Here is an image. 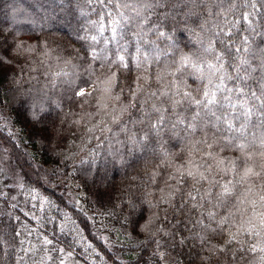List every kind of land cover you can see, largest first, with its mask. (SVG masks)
I'll list each match as a JSON object with an SVG mask.
<instances>
[{
  "label": "trees",
  "instance_id": "1",
  "mask_svg": "<svg viewBox=\"0 0 264 264\" xmlns=\"http://www.w3.org/2000/svg\"><path fill=\"white\" fill-rule=\"evenodd\" d=\"M119 2L137 4L141 0ZM149 2L155 3L156 0ZM159 2L165 6L150 10L147 13L149 21L144 23L143 28L147 31L158 24L167 38H158L155 32H148L147 38L152 43L142 45L141 56L150 53L153 47L168 51L169 55H162L159 62L146 65L152 89L157 87V72L163 71L165 63L172 61L173 52L176 58L181 52H202L201 41L206 45L212 33L204 32L201 24L207 21L205 26L212 31H217L213 26L219 24L228 31L231 23L224 21L239 19L238 13L217 15L220 9L214 7L222 3L227 8L232 0ZM187 5L192 8L188 13L185 12ZM121 11L135 17L131 8ZM109 13L116 15L114 8H102L99 0H91L90 3L89 0H0V117L7 118V126L0 118V144L23 180L11 204L8 203L10 193H0V264H37L40 260L42 248L35 255L22 250L31 245L41 247L37 243L39 238L36 233L28 235L26 231L37 228V220L30 219L33 215L43 218V227L39 228V232H46L58 247H65L66 242H71V249L65 247V252L71 251L72 256L84 264H264V251H260L264 247V232L261 237L242 234L239 239L247 243L243 245L245 251L239 253L235 252L239 247L235 243L228 246L224 253L210 254L208 251L210 245L225 246L227 226L219 236L208 233V243L204 245L197 236L205 234L203 225L197 223L198 219L216 227L207 218L208 210L216 211L217 219L232 212L235 214L234 223L243 221L246 227L253 226L260 231L259 214L264 212V202H261L260 196L264 195V182L255 177L237 184L234 195L224 208L212 209L204 201L203 208L189 210V202L180 213L173 214L170 209L167 220L164 219L165 213L160 211V220L155 227L163 228L170 235L160 233L153 237L149 232L139 230L138 225L158 211L150 207L149 202L155 204L161 191L168 192L171 189L167 185L175 184L174 180L169 179L170 175L176 174L175 168L182 165L191 167L186 163L191 145L183 139V131L176 132L178 135L172 133L175 130L171 128V121L158 136L150 135L143 145L135 146L128 143L125 134L120 133L119 127L112 123L113 116L120 115V108L131 102L129 85L142 72H138L134 64L131 72L111 65V71L118 77L112 95H119L120 99H108L103 95L102 82L110 73L109 65L107 61H102L101 55H106L110 61L124 46L128 50L124 53L126 59L130 60L137 46L133 33L140 30L139 18H136L118 29L115 41H112L110 29L97 34L90 22L103 15L107 25ZM256 20V32L248 30L242 20L233 31L248 35L252 48L259 50L264 48V28L258 26L262 22L260 18ZM92 35L97 36L96 41L91 39ZM17 45L24 48L35 46L36 51L17 55ZM44 52L48 55H43ZM94 54L96 60L92 59ZM225 59L227 71L233 72L232 61L227 57ZM185 79L192 89L199 84L191 76ZM233 83L229 82V87ZM249 84L255 87L254 82L250 81ZM76 87L91 95L83 99L74 96L73 89ZM40 90L44 91L39 93ZM58 101H62L59 111L50 109L41 115L50 105L57 106ZM139 116V108H132L123 115L122 123L139 131L140 126L131 123ZM105 128L112 131H104ZM252 132L259 135L256 128L249 129L250 136ZM200 135L197 133V138ZM197 148L199 151L193 150L191 157L194 164H203L205 168L209 164L214 166V161L203 156L207 149L203 145H197ZM164 152L169 154L175 167L165 161ZM220 155L236 159L239 153L225 151ZM256 159L259 162V158ZM104 161L113 162V165L104 168ZM49 178L51 183L48 182ZM216 179L224 182L219 175ZM226 179L233 177L229 175ZM180 186L186 193L192 190L193 181L186 178ZM197 187L203 192L209 185L201 182ZM249 188L251 191H248ZM5 189L9 190L7 187ZM59 190L73 191L80 202L79 206L69 202L64 191L59 193ZM217 190L212 188V203H215ZM98 193H102V197ZM41 199L50 200L54 206L44 204L41 210ZM180 202L178 196L175 203L178 205ZM25 212L29 215L25 216ZM49 217L50 223L46 222ZM62 225L63 232L60 231ZM17 231L21 233L20 236L15 235ZM77 231L79 237L76 236ZM231 231L235 232L236 228L232 227ZM220 232L217 229V233ZM181 239L184 240L183 244L180 243ZM157 241L161 245L159 249ZM250 245H255L257 250H248ZM157 251L165 252L166 258L161 260L154 255ZM52 255L56 257L55 264H58L60 253Z\"/></svg>",
  "mask_w": 264,
  "mask_h": 264
},
{
  "label": "snow or ice",
  "instance_id": "2",
  "mask_svg": "<svg viewBox=\"0 0 264 264\" xmlns=\"http://www.w3.org/2000/svg\"><path fill=\"white\" fill-rule=\"evenodd\" d=\"M90 2L91 0H89ZM99 2L102 8H114L116 15L113 16L109 13L107 25L104 23L105 17L103 15L98 20L90 23L96 29L97 34H102L106 29H110L113 33L112 41L116 40L119 28L139 18L138 27L140 30L133 33L137 41L135 55L130 60L126 59L124 53H127L128 50L126 47L121 46L120 52L115 55L114 59L108 61L106 55L102 57V61H107L109 65L110 74L102 82L104 84L103 95L108 99H120L119 95H112L118 77L115 72L111 71V65H117L119 68L131 72V66L134 64L136 70L142 72L129 85L131 102L120 108V115H114L112 123L119 127L120 133L125 134L127 142L135 146L143 145L145 141L149 140L150 135L158 136L168 127L169 121H171L172 130L182 126L181 131L185 133L183 139H186L191 145L188 152L189 159L186 162L191 167L182 165L175 168L176 174L169 177V179L175 181V184L167 185L171 190L168 192L162 190L155 204L149 202V206L158 211L139 224V230L149 232L153 237L160 233L165 236L170 235L163 228L155 227L157 221L160 220V211L165 213L164 219L167 220L170 209L173 214L180 213L189 202H191L189 210L203 208L204 201H207L212 209L224 208L227 201L234 195L237 184L246 182L253 177L264 182V48L254 50L248 35H239L233 31L239 21L242 20L247 24L248 30L256 32L257 17L262 21L258 26L264 28V0H239V2L232 0L227 8H224L222 3L214 5V7L220 9L217 15H225L226 13L236 15L238 13L239 19L232 22L224 21V23H231L228 31H225L219 24L213 26L218 29L217 31L207 28L205 26L207 21L205 24H201L200 27L204 32L212 33L206 45L201 41L202 52L200 54L181 52L178 58L173 52L172 61L170 63L166 62L164 70L157 72L155 76L157 84L155 89L151 88V77L147 74L148 68L146 65H150L153 61L159 62L162 55L167 57L169 53L153 47L150 53L141 56L142 45L152 43L147 38L148 32H155L158 38H167V35L160 30L158 24L148 28L147 31L144 30L143 25L149 21L147 13L150 10L165 5L160 3L159 0H156L155 3L149 2V0H141L137 4L121 3L119 0H99ZM129 8L135 13V17L128 16L124 11H121V9ZM211 14L210 11L209 15ZM91 39L96 41L97 36L92 35ZM217 42L220 46L219 51H217ZM169 47L172 48L173 46L169 45ZM34 51H36L35 46L29 45L26 48L22 45L16 46L17 55L30 54ZM104 51L107 52V49ZM43 55H48V53L44 52ZM225 57L232 61L233 72L231 73L227 71ZM92 59L96 60L97 56L92 55ZM255 73H259V75H254ZM63 75L67 76L68 73H63ZM186 76H191L194 81L199 82L195 89L188 85L185 79ZM250 81L254 82L255 87L250 86ZM229 82H234L232 87H229ZM73 95L83 99L91 93L76 87L73 89ZM137 107L140 116L131 120V123L140 126V128L139 131H134L126 123H122V117L125 113H129L130 109ZM0 118L4 119V126H7V118ZM250 128L258 129L259 135H257V132H252L250 136ZM104 131L111 132L112 129L105 128ZM210 132L211 135H209ZM197 133L202 135L197 138ZM173 134L178 135L176 132H173ZM113 135H118V133H113ZM257 140L259 141L258 144ZM117 142L120 143V141ZM197 145H203L207 149L203 156L207 160L214 161V166L209 164L205 168L203 164H194L191 157L193 150L199 151ZM225 151L238 152L239 156L236 159L221 157L220 153ZM162 155L169 166L175 167L171 164L167 152L162 153ZM257 157L259 162H257ZM213 167L215 168V174H213ZM154 175L155 173H153ZM217 175L224 180L223 183L220 179H216ZM229 175L233 179H226ZM53 176H55V173H53ZM186 178L193 181V187L192 190L185 193L180 185L181 181L186 180ZM48 182L51 183V178ZM201 182L209 185L203 192L200 187H197ZM212 188L218 189L215 193V203H212L211 199L213 196ZM248 191H251V189L249 188ZM102 195V193H98V196L102 197ZM178 196L181 202L177 205L175 200ZM237 199L240 203H243L242 199L239 197ZM260 200L264 202V195L260 196ZM79 203V200L75 201L77 206H79ZM40 204L41 210H43L44 204L52 205V202L41 199ZM162 205L166 207L162 208ZM24 215L28 216L29 214L25 212ZM108 215H112V213H108ZM201 215H204V213ZM206 215L210 222L215 223L216 227L213 228L210 224H204L203 220H197L198 224L203 225L205 233L204 235L197 234L201 245L208 243V233L219 236L225 226L228 227V238L224 240L225 246L210 245L208 248L210 254L224 253L226 248L233 243L239 245L235 252H244L243 245L247 241H242L239 237L242 234H247L249 237H261L262 232H264V212L259 214L260 231H256L253 226L246 227L243 221L234 223L235 214L232 212L220 215L219 219H217L218 213L214 210H208ZM16 219L19 220L20 218L17 216ZM30 219L37 220V228L26 229V231L28 235L36 233L39 238L37 243L41 247L31 245L29 248L22 250L26 254L31 252L35 255L42 248V255L37 264H55L56 257L52 253L58 252L61 257L65 255L72 256L71 251L65 252V247L71 249V242H66L65 247H58L46 232H39V228L43 227L41 222L43 218L33 215ZM67 219L68 217L65 215V220ZM46 222L50 223L51 218L49 217ZM179 222L177 221V223ZM247 223L251 225L250 221ZM232 227L236 228L235 232L231 231ZM217 229H220L221 232L217 233ZM53 231L55 232V229ZM60 231H64L63 225L60 227ZM15 235L20 236L21 233L17 231ZM79 235L77 231L76 236L79 237ZM180 243L183 244L184 240L181 239ZM21 244H23V241H21ZM160 247L161 245L157 241V248ZM248 250L255 252L257 249L255 245H250ZM260 251H264V247ZM154 255L164 260L167 254L157 251ZM59 264H65V260L60 258Z\"/></svg>",
  "mask_w": 264,
  "mask_h": 264
},
{
  "label": "rangeland",
  "instance_id": "3",
  "mask_svg": "<svg viewBox=\"0 0 264 264\" xmlns=\"http://www.w3.org/2000/svg\"><path fill=\"white\" fill-rule=\"evenodd\" d=\"M191 9L192 8L187 5L185 8V12L188 13L191 11ZM33 23H36V21H33ZM197 39H195V40H197ZM104 56L105 55L102 54L101 59ZM43 91L44 90H40L39 93H41ZM45 103L48 106L50 105V103H48V102H45ZM61 104H62V101H58V103L56 104L57 106H54V104L50 105V108L47 109L46 111H43L41 115L46 114V112L50 109L55 110V111H59V106ZM181 128H182V126H178L174 132H182ZM112 165H113V162L104 161L103 167L109 168ZM22 181H23L22 176L19 173V170L14 165V163H13L11 157L9 156V154L7 153L6 149L0 144V184H1L0 185V193H2V194L10 193L8 203H10V204L12 203L14 196L16 195V193L20 189V185H21ZM5 187H7L9 190L5 189ZM64 196L71 203H75V201H77L76 195L73 191H70V190L64 191ZM20 203L22 204V202H20ZM60 258H63L65 260V264H82L79 260H77L73 256L68 257L65 255V256L60 257ZM58 264H59V262H58Z\"/></svg>",
  "mask_w": 264,
  "mask_h": 264
}]
</instances>
